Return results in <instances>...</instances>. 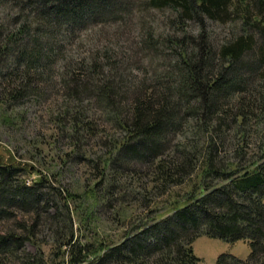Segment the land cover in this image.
<instances>
[{
    "label": "trees",
    "instance_id": "obj_1",
    "mask_svg": "<svg viewBox=\"0 0 264 264\" xmlns=\"http://www.w3.org/2000/svg\"><path fill=\"white\" fill-rule=\"evenodd\" d=\"M115 2L0 0L13 11L8 13L7 32L0 22V63L9 68L0 70V109L38 96L41 83L56 74L65 89L73 131L93 127L94 121L80 109L85 98L108 109L125 134L112 142L104 164L115 165L133 155L151 167V187L139 179L127 192L106 185L99 191L103 203H113L117 211H123L118 204L130 194L141 204L152 199V191L180 185L196 170L199 180L186 196L170 201L167 212L133 224L119 242L75 239L67 216L68 234L59 239L67 252L62 263L200 264L193 241L207 233L251 243L247 259L223 252L216 264H264V0H146L148 7L171 11L167 31L153 28L151 20L140 21V47L162 54L158 46L164 43L171 56L164 77L149 84L128 82L120 72V60L116 61L120 55L116 46L89 58L63 55L55 71L56 56L64 41L73 37L76 25ZM131 5L119 9L128 13ZM233 19L237 28L216 41L209 21ZM191 21L198 22L195 32L188 28ZM55 25L67 32L64 40L50 43ZM176 134L180 139L172 143L170 135ZM109 175L100 180L113 185ZM66 201L62 188L54 190L47 177L29 181L24 166L0 160V220L16 216L17 211L38 215L46 211L55 217L61 204L69 205ZM17 223L0 230V264H56L34 240L40 221L31 226L25 220ZM27 240L35 244V251L26 248Z\"/></svg>",
    "mask_w": 264,
    "mask_h": 264
},
{
    "label": "rangeland",
    "instance_id": "obj_2",
    "mask_svg": "<svg viewBox=\"0 0 264 264\" xmlns=\"http://www.w3.org/2000/svg\"><path fill=\"white\" fill-rule=\"evenodd\" d=\"M117 1L110 9L106 7L94 16L89 15L88 18L91 19H86L84 24L79 22L80 24L76 25L73 37L64 41L61 54L56 56L55 71L63 62V55L72 53L73 57L76 54L89 58L91 53L102 54L107 48L113 50L116 46L120 55L116 56L117 60L115 57L113 59L120 60V72H123L131 85L137 86L144 80H148L145 82L149 84L164 77L162 73L166 72L167 61L171 56L165 53L167 50L164 43L158 46L159 50H163L162 54L155 50L142 49L139 30L140 21L151 20L153 28L167 31L165 25L171 16L170 9L148 7L146 0ZM128 2H132L131 9L128 7V13H125L119 8L128 5ZM8 13L13 11L4 4L0 5V22L5 23L4 32H7L11 25ZM102 15L103 19L98 18ZM237 24L235 19L227 22L209 21L208 27L217 41L231 35ZM57 28L56 25L53 27L55 34L50 43L64 40L63 36L67 31ZM188 28L197 31L198 22L191 21ZM6 64L0 63V70L3 72L9 69ZM39 89L41 93L38 96L29 95L8 110L0 109V160H12L24 166V178L29 181L39 176L47 177L54 190L62 188L69 205L62 207L61 204L59 215L55 217L46 211L40 215L35 211H17L16 216L0 220V230L14 228L18 220H25L30 226L39 220L40 223L34 228V240L41 245L45 254L52 258V262L63 264L66 260V246L59 243V239L68 234L70 227L67 216L72 220L75 239L86 242L88 239L97 238L96 242L100 239L109 243L119 242L133 224L148 222L150 217L167 212L170 201L186 196L198 182L199 170H196L180 185H173L166 191H152L150 201L140 204L138 197L134 198L130 194L124 202L118 204L119 208L123 207V211H117L113 203H103L99 191L102 192L105 185L115 186L114 190L117 192H127L132 190L135 181L142 179L151 187L148 174L151 167L148 162L131 157L133 155L119 160L115 165L112 161H107L105 165L104 159L110 153L112 142L125 134L108 109L101 107V103L94 99L85 98L80 104V109L94 121L93 127L90 131L83 129L77 133L73 131L68 117L69 103L58 74L53 75V79L48 82H42ZM170 136L172 143L180 139L179 134ZM103 166L105 169L102 173ZM108 174L115 181L112 182L113 185L101 182L103 175ZM90 210L91 216L88 213L85 219L84 215ZM54 212L55 208L51 207L50 213ZM193 246L195 253L201 258L200 264H216L218 256L223 252L241 259H247L251 253V243L248 239L230 240L207 233L196 236ZM26 248L35 251L36 246L27 240Z\"/></svg>",
    "mask_w": 264,
    "mask_h": 264
}]
</instances>
